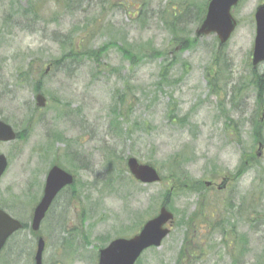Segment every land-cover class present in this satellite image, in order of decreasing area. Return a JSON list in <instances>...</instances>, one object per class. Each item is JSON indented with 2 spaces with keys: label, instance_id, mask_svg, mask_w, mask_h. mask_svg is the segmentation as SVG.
<instances>
[{
  "label": "rangeland",
  "instance_id": "rangeland-1",
  "mask_svg": "<svg viewBox=\"0 0 264 264\" xmlns=\"http://www.w3.org/2000/svg\"><path fill=\"white\" fill-rule=\"evenodd\" d=\"M10 1L0 0V120L21 136L0 142V153L8 159L0 178V202L10 204V213L29 226L45 174L55 162L54 148L58 163L74 170L76 184V195L60 194L42 221L43 259L61 258L57 241L71 228L79 241L73 264H88L97 237H131L134 233L122 229L128 230L137 214L145 222L151 206L155 215L161 194H171L173 186L171 180H131L126 158L154 163L164 176L170 157L179 153L187 157V177L205 187L195 192L174 189L170 231L159 246L142 253L139 264H264V184L259 183L264 181V98L259 109L251 82L254 12L264 1H238L232 8L236 28L219 53L214 33L196 37L182 50L168 28L177 20L173 14H181L176 27L194 38L195 20L209 0H84L80 10L59 19L53 18L49 0L50 8H42L46 26L33 24L29 0H12L14 7ZM11 12L13 18L5 22ZM111 41L128 48L133 60L114 45L99 57L100 63L83 55V50H97ZM71 48L77 50L76 58L52 63ZM220 59L221 69L214 65ZM170 60L174 66L162 81L160 68ZM254 70L264 73V61ZM36 84L46 99L44 107L36 106ZM185 114L184 121L175 118ZM253 120L262 123L261 141H253ZM54 131L75 141L76 166L67 162L61 141L46 149ZM106 148L118 153L117 163L106 160ZM243 151L256 158L235 178ZM118 163L122 174L112 168L106 183V171ZM224 176L231 180L220 190L217 185ZM233 224L248 241L243 253L228 232ZM35 246L29 228L21 230L6 242L0 264H34ZM26 248L30 258L20 251Z\"/></svg>",
  "mask_w": 264,
  "mask_h": 264
},
{
  "label": "water",
  "instance_id": "water-1",
  "mask_svg": "<svg viewBox=\"0 0 264 264\" xmlns=\"http://www.w3.org/2000/svg\"><path fill=\"white\" fill-rule=\"evenodd\" d=\"M238 0H209L206 14L196 28L195 34L200 37L214 33L218 39V47L223 45L230 37L236 27V20L232 16L231 8L236 5ZM255 18V38L252 50V65L264 61V3L259 4L254 13ZM37 105H45V97L41 93L35 96ZM16 139V132L12 126L3 120H0V142H8ZM262 143H259V148ZM126 165L129 173L141 183H154L160 180L158 171L150 164L140 163L135 157H128ZM7 167V158L0 153V177ZM73 175L63 170L57 165L50 168L47 173L43 195L34 207L30 227L37 231L44 218L46 211L58 192L65 186L73 182ZM228 177H223L217 185L218 189H223ZM211 182L207 181L206 185ZM173 222V213L163 204L158 213L147 220L140 231L131 237H118L111 240L104 248L98 252L97 264H134L141 253L149 248L159 246L162 239L168 234L169 226ZM22 223L9 215L6 211L0 209V250L7 238L15 231L20 229ZM44 240L38 237L36 250L34 254V264L42 263L44 250Z\"/></svg>",
  "mask_w": 264,
  "mask_h": 264
},
{
  "label": "trees",
  "instance_id": "trees-1",
  "mask_svg": "<svg viewBox=\"0 0 264 264\" xmlns=\"http://www.w3.org/2000/svg\"><path fill=\"white\" fill-rule=\"evenodd\" d=\"M49 0H29L28 1V5H27V9L29 10L28 12H30L31 14H33V16H35V22L33 23L34 25L37 23H43L45 24L44 26H46V24L48 23V21L46 22V20L43 17V12H42V8H50L47 7V3ZM53 2H50V4H53V10H55L53 12V18L59 19L61 16L65 15V12H67L68 14H71L75 11L80 10L83 7V1L84 0H51ZM143 4H146L143 2ZM10 5L11 7H14V2L11 0L10 1ZM202 11L205 12V5H203L202 7ZM201 13L200 15L197 16L195 22L197 24H199L202 21L203 15L204 13ZM27 13V12H26ZM12 12L9 15H6L4 17V21L6 22H10V19H12ZM181 14H173V18L179 20ZM176 21H170V24L168 26L170 32L172 34H174L176 37H178L179 42L181 43V47L182 50H185L187 48H189L195 41H196V37L194 38H189L188 34H185V29L184 27H180L179 29L176 27ZM53 36L55 38H60L58 32H54L52 33ZM110 45H114L116 46L122 53V55L130 60H133L134 56L132 54V52L126 48L124 45L122 46H118L116 41H111L110 43L103 45L102 47L98 48L97 50H92V49H88V50H83V55H89L92 58H94V60L96 62H99V57H101V55L107 51V49L110 47ZM220 52V49L218 51V53ZM62 58H55L52 60V63L57 66L58 64H61L63 61H65V59L70 58V59H74L77 56V50L75 49H69L67 53H64L63 55H61ZM221 62L222 60L220 59L218 61V63H216V60L214 61V65H216V67L220 66L219 69H221ZM175 61L170 60L165 62L164 64H162V67L160 68V78L163 81L164 79H166L167 77H165L166 75H168V72L170 71V69L174 66ZM252 79L251 82L254 84V91L256 94V102H257V107L260 109V107H262L261 105L259 106L258 104H261L263 102V96H264V73H259L256 70H252ZM216 77H214L215 79L218 78L220 76V70L216 73ZM40 89V85L36 84L34 85V91H38ZM175 118L180 120V121H184L185 118H187V114L179 117L177 115H175ZM31 119V117H30ZM28 119L27 121L25 120V122L30 123V120ZM116 120L114 122H111L109 124V127L111 126V124H115ZM252 126H253V141H261L262 140V123L260 122V120H256V121H252ZM30 127L27 124V126L25 127L24 131H25V135H27L29 133ZM23 131V132H24ZM21 136V133L20 135ZM61 141V143L64 144V146L66 147L65 149L61 150L64 151L63 154H65V158H67V162L71 165L74 164V158H78L79 157V153L76 149L72 148V144L75 143V141L73 140H69V139H64V137L62 136L61 132L56 131L53 136L52 139L50 140L51 143L53 142H59ZM107 151V157L106 160L109 161H114L117 163V159L119 158L118 153H116L114 148H106ZM55 153V158H59L60 155H58V148H54ZM170 161H169V166L167 167V173L163 176L161 175V181L164 182L166 180H171L172 182V198L174 196V189L180 190V191H185L186 192H191V191H197L200 190L201 188L205 187L204 183L201 180H192L189 179L187 176L188 174L186 173V171L184 170L185 167L184 165L186 164V158L187 157H183L181 156L179 153H175L174 155H172L170 157ZM255 156L249 153H242V158L240 159V164H238L236 171L233 174V177L237 178L239 176H241L243 173H245V171L248 169L249 166H252L254 161H255ZM189 160V159H188ZM185 161V162H184ZM151 163V162H149ZM154 164V163H151ZM120 163H118V165L112 166L109 169L106 167V169H108L106 171V175L107 177L104 178L105 182L107 183L109 180V173L112 170L118 171L119 174H122V172L119 170V168L121 166H119ZM159 168L162 170L163 165L159 164ZM110 170V172H109ZM73 171V170H72ZM167 178V179H166ZM260 178L262 180H264L263 176L260 175ZM131 180H133L130 177ZM189 180L186 181V180ZM175 185H174V184ZM260 184H264L263 182H259ZM178 184V185H177ZM171 190V189H169ZM260 191L262 190V188L259 189ZM63 192H68L71 196L74 195V193L76 192V184L74 183V185H72L70 188H66L63 190ZM72 193V194H71ZM171 194L169 191H165L163 194H161V199H162V203H164L170 210L175 211L173 206H172V200H171ZM76 195V193H75ZM31 200H33L35 197H33L31 195ZM11 205H7L3 202H0V208H3L7 211H10V207ZM255 209L256 207L253 206ZM253 209V208H252ZM254 209V211H256ZM153 210V211H152ZM51 211L48 212V215H51ZM154 209L152 208V206L149 208V211H147V215L146 217H150L153 215ZM135 217V216H134ZM82 221H84V218H81ZM145 219V217H144ZM142 219L139 214H137V216L135 218H133V222L131 224V226L126 227L128 230H124L122 229L123 233H135V231L137 230L138 227H140L142 225V221L144 220ZM190 222V219L189 221ZM176 224H179V221H176ZM264 224V222H263ZM29 226L27 223L23 222V227L22 230L24 229H28ZM228 228V232L230 233V235L235 236L237 241H234L236 246L235 247H239L241 250L242 249V253L244 252L245 248L244 246L247 245L246 241V237L244 234H238L237 232V228L236 226L230 225V227ZM223 231L225 232L226 229L223 228ZM21 231V230H20ZM20 231L16 232L13 237H11L10 239H14L15 235H17ZM73 231H75V228H71L69 230L66 231V233H64L63 235H61L58 239H60V241H57V245L59 247H61V249L63 250L62 256L60 257H56L54 261L48 260V259H43L42 260V264H73L74 263V259L70 262V259L72 258V256H74L75 254H78V243L79 241H76L75 239V235H73ZM222 231V233H223ZM31 234L34 236V233L32 231H30ZM122 232H117L116 235H121ZM42 233V231H41ZM43 234V233H42ZM111 239V236L109 234H107L104 237H97V241L98 244L93 245L92 246V253L90 255V259L88 261V264H97V257H98V249L103 247L109 240ZM83 240H85L86 244H90L89 241H87V238H83ZM19 242V241H16ZM223 243L227 244L229 243V241H222ZM23 251L26 253V255L28 254V257L30 258V252L27 251L26 249H20V251ZM3 253V252H2ZM1 253V254H2ZM0 254V255H1ZM140 259L135 263V264H139ZM26 264H30V261L28 262V260L26 261Z\"/></svg>",
  "mask_w": 264,
  "mask_h": 264
}]
</instances>
